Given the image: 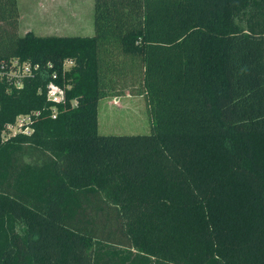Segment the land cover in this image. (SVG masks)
Returning <instances> with one entry per match:
<instances>
[{
  "label": "trees",
  "instance_id": "16d2710c",
  "mask_svg": "<svg viewBox=\"0 0 264 264\" xmlns=\"http://www.w3.org/2000/svg\"><path fill=\"white\" fill-rule=\"evenodd\" d=\"M94 27L22 34L0 0V60L42 65L0 79V264H264V0H94ZM126 93L151 130L99 132Z\"/></svg>",
  "mask_w": 264,
  "mask_h": 264
},
{
  "label": "rangeland",
  "instance_id": "374dc122",
  "mask_svg": "<svg viewBox=\"0 0 264 264\" xmlns=\"http://www.w3.org/2000/svg\"><path fill=\"white\" fill-rule=\"evenodd\" d=\"M18 9V30L22 34L28 30L40 35H92L95 32L94 0H18ZM66 62V66L71 64ZM98 114L101 133L131 134L151 130V117L143 94L104 96L100 98Z\"/></svg>",
  "mask_w": 264,
  "mask_h": 264
},
{
  "label": "built area",
  "instance_id": "2783aa9c",
  "mask_svg": "<svg viewBox=\"0 0 264 264\" xmlns=\"http://www.w3.org/2000/svg\"><path fill=\"white\" fill-rule=\"evenodd\" d=\"M71 63V61H69ZM42 65L40 62L32 63L28 60H20L19 58H10L8 60H0V79H6L13 86L19 87L24 80L34 77L40 70ZM47 96L53 101H60L64 97L63 88L51 81L48 84ZM39 111L18 114L14 122L7 124L3 130V138H8L15 133H30L33 130L32 123L34 115H38Z\"/></svg>",
  "mask_w": 264,
  "mask_h": 264
}]
</instances>
